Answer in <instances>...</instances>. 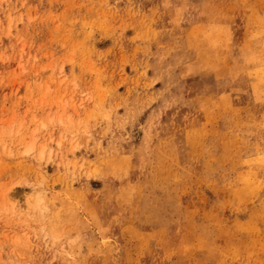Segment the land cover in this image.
Returning a JSON list of instances; mask_svg holds the SVG:
<instances>
[{"label":"rangeland","instance_id":"374dc122","mask_svg":"<svg viewBox=\"0 0 264 264\" xmlns=\"http://www.w3.org/2000/svg\"><path fill=\"white\" fill-rule=\"evenodd\" d=\"M0 264H264V0H0Z\"/></svg>","mask_w":264,"mask_h":264},{"label":"bare ground","instance_id":"6f19581e","mask_svg":"<svg viewBox=\"0 0 264 264\" xmlns=\"http://www.w3.org/2000/svg\"><path fill=\"white\" fill-rule=\"evenodd\" d=\"M32 149V145L31 146H29L26 150V152H28V151H30Z\"/></svg>","mask_w":264,"mask_h":264}]
</instances>
